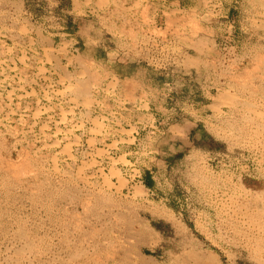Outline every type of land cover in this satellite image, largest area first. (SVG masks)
<instances>
[{"label":"rangeland","instance_id":"rangeland-1","mask_svg":"<svg viewBox=\"0 0 264 264\" xmlns=\"http://www.w3.org/2000/svg\"><path fill=\"white\" fill-rule=\"evenodd\" d=\"M263 113L264 0H0V264H264Z\"/></svg>","mask_w":264,"mask_h":264},{"label":"crops","instance_id":"crops-1","mask_svg":"<svg viewBox=\"0 0 264 264\" xmlns=\"http://www.w3.org/2000/svg\"><path fill=\"white\" fill-rule=\"evenodd\" d=\"M172 93L176 96L180 92H169L164 98L161 96V92L157 91L152 100V107L157 111L158 125L163 129L164 140L169 144L181 142L188 147L193 143L191 136L193 121L190 110L197 108L200 103L206 101H197L195 98L198 94L195 92L184 95L181 92L182 95L179 94L175 101ZM203 93V91L200 92V94ZM170 118L173 120L170 121ZM160 119L162 120L160 121Z\"/></svg>","mask_w":264,"mask_h":264},{"label":"bare ground","instance_id":"bare-ground-1","mask_svg":"<svg viewBox=\"0 0 264 264\" xmlns=\"http://www.w3.org/2000/svg\"><path fill=\"white\" fill-rule=\"evenodd\" d=\"M135 19H136V18H135ZM27 23H28V22H27ZM196 26H197V25H196ZM24 32H25V31H24ZM1 35H2V34H1ZM45 39H46V38H45ZM46 40H47V39H46ZM7 50H8V49H7ZM21 55H22V54H21ZM50 55H51V54H50ZM46 58H47V57H46ZM38 69H39V68H38ZM254 69H255V68H254ZM45 70H46V69H45ZM82 71H83V70H82ZM5 77H6V76H5ZM60 77H61V76H60ZM45 79H46V78H45ZM69 79H70V78H69ZM86 80H87V79H86ZM78 83H79V82H78ZM36 84H37V83H36ZM106 85H107V84H106ZM88 86H89V85H88ZM112 86H113V85H112ZM18 89H20V88H18ZM78 89H79V88H78ZM80 89H81V88H80ZM43 91H44V90H43ZM44 92H45V91H44ZM82 93H84V92H82ZM20 95H21V94H20ZM69 99H70V98H69ZM69 99H68V100H69ZM88 100H89V99H88ZM69 101H70V100H69ZM27 107H28V106H27ZM27 107H26V108H27ZM43 108H44V107H43ZM87 108H88V107H87ZM24 109H25V108H24ZM217 109H218V108H217ZM253 109H254V108H253ZM253 109H252V110H253ZM250 111H251V110H250ZM252 112H255V110H253ZM40 113H41V112H40ZM257 113H258L259 115H262V114H260V112H256V113H254V114H257ZM258 114H257V115H258ZM263 114H264V113H263ZM252 123H253V122H252ZM94 125H95V124H94ZM249 127H250V126H249ZM261 127H262V126H261ZM22 128H23V127H22ZM78 128H79V127H78ZM257 128H258V126H257ZM252 130H253V129H252ZM255 130H257V129H255ZM259 130H260V129H259ZM55 133H56V132H55ZM256 133H257V131L255 132V134H256ZM98 134H99V133H98ZM74 138H75V137H74ZM260 139H261V138H260ZM260 139H259V140H260ZM78 140H79V139H78ZM75 141H76V140H75ZM76 143H77V142H76ZM76 143H75V144H76ZM51 145H52V144H51ZM246 145H247V144H246ZM253 146H255V145H253ZM43 147H44V146H43ZM36 149H37V148H36ZM106 149H107V148H106ZM261 149H262V148H261ZM254 152H255V151H254ZM87 155H88V153H87ZM256 156H257V155H256ZM109 157H111V156H109ZM262 157H263V156H262ZM255 158H256V157H255ZM81 162H82V161H81ZM83 162H84V161H83ZM51 163H52V162H51ZM89 164H90V163H89ZM259 169H260V168H259ZM20 171H21V170H20ZM30 172H32V171H30ZM23 173H24V172H23ZM260 173H261V172H260ZM263 173H264V171H263ZM112 174H113V173H112ZM120 179H121V178H120ZM81 180H82V179H81ZM108 181H109V180H108ZM118 183H119V182H118ZM123 184H124V183H123ZM113 185H114V184H113ZM122 186H123V185H122ZM115 189H116V188H115ZM118 189H119V188H118ZM222 192H223V191H222ZM225 193H226V192H225ZM245 194H246V193H245ZM215 195H216V194H215ZM257 195H258V194H257ZM46 196H47V195H46ZM33 197H34V196H33ZM41 197H42V196H41ZM236 197H237V196H236ZM262 197H263V196H262ZM50 198H51V197H50ZM234 198H235V197H234ZM45 199H46V197H45ZM256 199H258V197H257ZM56 201H57V200H56ZM45 202H46V201H44L43 203H45ZM49 202H51V204H52V201H49ZM255 202H257V201H255ZM262 202H263V201H262ZM63 203H64V202H63ZM257 203H258V202H257ZM48 204L50 205V203H48ZM53 204H55V202H54ZM70 204H71V203H70ZM75 204H76V203H75ZM85 204H86V203H85ZM58 205L60 206V204H58ZM76 205H77V204H76ZM83 205H84V204H83ZM261 205H262V204H261ZM39 206H40V205H39ZM42 206H44V205L42 204ZM47 206H48V205H47ZM54 206H55V205H54ZM56 206H57V203H56ZM73 206H74V205H73ZM85 206H86V205H85ZM50 207H51V206H50ZM60 207H61V206H60ZM67 207H68V206H67ZM80 207H81V205H80ZM254 207H255V206H254ZM40 208H41V206H40ZM40 208H39V209H40ZM46 208H47V207H46ZM61 208H62V207H61ZM47 209L49 210V208H47ZM47 209L45 210V212L47 211ZM65 209L67 210V208H65ZM68 209H69V208H68ZM70 209H71V208H70ZM255 209H256V207H255ZM56 210H57V209H56ZM58 210H59V208H58ZM229 210H230V209H229ZM258 210H259V209H258ZM43 211H44V209H43ZM51 211H52V210H51ZM64 211H65V210H64ZM83 211H84V210H83ZM34 212H35V211H34ZM47 212H49V211H47ZM53 212H54V210H53ZM56 212H57V211H56ZM59 212H60V211H59ZM62 212H63V211H62ZM76 212H78V211H76ZM245 212H246V211H245ZM37 213H38V211H37ZM51 213H52V212H51ZM54 213H55V212H54ZM60 213H61V212H60ZM63 213H64V212H63ZM65 213H66V211H65ZM68 213H69V212H68ZM73 213H74V210H73ZM79 213H80V212H79ZM44 214H45V213H44ZM49 214H50V213H49ZM246 214H248V213H246ZM50 215H51V214H50ZM50 215H48V216L46 215V216L49 217ZM52 215H53V214H52ZM52 215H51V217H52ZM77 215H78V214H77ZM55 216H56V215H55ZM62 216H63V215H62ZM78 216H79V215H78ZM237 216H238V215H237ZM242 216H243V215H242ZM242 216H241V217H242ZM244 216H245V215H244ZM40 217H42V215H41ZM51 217H49V218L51 219ZM58 217H59V216H58ZM67 217H68V216H67ZM69 217L71 218L70 215H69ZM74 217H75V214H74ZM74 217H73V219H74ZM230 217H232V216H230ZM49 218H47V219H49ZM70 218H69V219H70ZM76 218H77V217H76ZM37 219H38V218H37ZM58 219H59V218H58ZM82 219H83V218H82ZM84 219H85V218H84ZM53 220H54V219H53ZM55 220H56V219H55ZM39 221H40V220H39ZM47 221H48V220H47ZM47 221H46V222H47ZM49 221H50V220H49ZM51 221H52V220H51ZM59 221H60V219H59ZM59 221H58V224H57V225H59ZM83 221H84V220H83ZM238 221H239V220H238ZM36 222H37V221H36ZM52 222H53V221H52ZM52 222H50L51 225L53 224ZM60 222H61V221H60ZM67 222H68V221H67ZM69 222H71V221L69 220ZM84 222H86V221H84ZM103 222H104V221H103ZM43 223H44V222H43ZM55 223H57V222H55ZM77 223H78V220H77ZM81 223H82V222H81ZM33 224H34V223H33ZM40 224H41V223H40ZM44 224H45V223H44ZM47 224H48V223H47ZM60 224H61V223H60ZM65 224H66V223H65ZM65 224H64V225H65ZM71 224L73 225V222H72ZM71 224H70V225H71ZM79 224H80V223H79ZM41 225L43 226V224H41ZM57 225H56V227H57ZM66 225H67V224H66ZM72 225H71V226H72ZM61 226H62V224H61ZM68 226H69V225H68ZM76 226H77V225H76ZM82 226H83V225H82ZM92 226H93V224H92ZM141 226H142V224H141ZM252 226H253V225H252ZM29 227H30V226H29ZM34 227H35V226H34ZM37 227H38V226H37ZM47 227H48V226H47ZM49 227H50V226H49ZM56 227H55V228H56ZM27 228H28V227H27ZM35 228H36V227H35ZM52 228H53V227H52ZM64 228H65V230H66V227H64ZM82 228H83V227H82ZM82 228H81V229H82ZM92 228H93V227H92ZM101 228H102V227H101ZM33 229H34V228H33ZM38 229H39V228H38ZM38 229H37V230H38ZM41 229H42V228H41ZM41 229H40V230H41ZM73 229H74V228H73ZM83 229H84V228H83ZM83 229H82V230H83ZM94 229H95V227H94ZM94 229H93V230H94ZM143 229H144V228H143ZM247 229H248V228H247ZM46 230H47V229H46ZM46 230H45V231H46ZM48 230H49V228H48ZM48 230H47V231H48ZM54 230H55V229H54ZM56 230H57V229H56ZM65 230L62 229V231H65ZM76 230H77V229H76ZM79 230H80V229H79ZM79 230H78V231H79ZM97 230H98V228H97ZM114 230H115V229H114ZM18 231H19V230H18ZM22 231H23V229H22ZM26 231H27V230H26ZM35 231H36V230H35ZM38 231H39V230H38ZM45 231H44V232H45ZM68 231H69V229H68ZM68 231H67V232H68ZM71 231H73V230H71ZM84 231H85V230H84ZM91 231H92V230H91ZM256 231H257V230H256ZM39 232H40V231H39ZM42 232H43V231H42ZM44 232H43V233H44ZM56 232H57V231H56ZM60 232H61V231H60ZM65 232H66V231H65ZM65 232H64V233H65ZM67 232H66V233H67ZM82 232H83V231H82ZM87 232H89V231H87ZM87 232H86V233H87ZM106 232H107V231H106ZM139 232H140V230H139ZM245 232H246V231H245ZM43 233H42V234H43ZM66 233H65V234H66ZM91 233H92V232H91ZM91 233L89 232L90 235H91ZM113 233H114V232H113ZM115 233H116V232H115ZM234 233H235V231H234ZM44 234H45V233H44ZM53 234H54V233H53ZM55 234H56V233H55ZM55 234H54V235H55ZM62 234H63V233H62ZM72 234H73V233H72ZM82 234H83V233H82ZM93 234H94V233H93ZM96 234H97V233H96ZM96 234H94V235H96ZM101 234H102V233H101ZM21 235H23V234H21ZM26 235H27V234H26ZM26 235H25V236H26ZM28 235H29V234H28ZM34 235H36V234H34ZM45 235H46V234H45ZM51 235H52V234H51ZM83 235H85V234H83ZM90 235H88V236H90ZM99 235H100V234H99ZM102 235H103V234H102ZM105 235H106V234H105ZM140 235H141V234H140ZM36 236H37V235H36ZM43 236H44V235H43ZM47 236H48V235H47ZM55 236H56V235H55ZM55 236H54V237H55ZM117 236H118V235H117ZM124 236H125V235H124ZM255 236H256V235H255ZM27 237H28V236H27ZM40 237H41V236H40ZM67 237H68V236H67ZM70 237H71V236H70ZM92 237H93V236H92ZM99 237H100V236H99ZM103 237H104V235H103ZM263 237H264V236H263ZM35 238H36V237H35ZM49 238H50V237H49ZM62 238H64V236H62ZM72 238H73V236H72ZM106 238H107V237H106ZM106 238H105V239H106ZM108 238H109V236H108ZM114 238H117V237H114ZM122 238H123V237H122ZM210 238H211V237H210ZM21 239H22V238H21ZM33 239H34V238H33ZM67 239H68V238H67ZM73 239H74V238H73ZM93 239H94V238H92V240H93ZM100 239H103V238H100ZM105 239H104V240H105ZM117 239H118V238H117ZM124 239H125V238H124ZM262 239H263V238H262ZM34 240H35V239H34ZM44 240H45V239H44ZM60 240H61L60 242L63 243V242H62V239H60ZM65 240H66V239H65ZM79 240H80V239H79ZM109 240H113V239L110 238ZM196 240H198V239H196ZM18 241H19V240H18ZM23 241H24V240H23ZM26 241H27V240L25 239V242H23V243L25 244ZM48 241H49V240H48ZM113 241H114V240H113ZM192 241H193V240H192ZM236 241H237V240H236ZM236 241H235V242H236ZM243 241H244V240H243ZM19 242H20V241H19ZM36 242H37V241H36ZM36 242H35V244H36ZM39 242H40V241H39ZM82 242H83V241H82ZM93 242H94V241H93ZM95 242H96V241H95ZM110 242H111V241H109V243H110ZM198 242H199V241H198ZM75 243H76V242H75ZM78 243H80V242H78ZM85 243H86V242H85ZM111 243H112V242H111ZM113 243H114V242H113ZM120 243H121V242H120ZM123 243H125V242H123ZM186 243H187V242H186ZM26 244H27V243H26ZM33 244H34V243H33ZM47 244H48V243H47ZM81 244H82V243H81ZM91 244H92V243H91ZM237 244H238V243H237ZM28 245H29V244H28ZM28 245H27V246H28ZM48 245H49V244H48ZM55 245H56V244H55ZM63 245H64V244H63ZM67 245H68V244H67ZM72 245H73V244H72ZM76 245H77V244H76ZM79 245H80V244H79ZM89 245H90V244H89ZM106 245H107V244H106ZM120 245H121V244H120ZM136 245H137V244H136ZM138 245H140V244H138ZM178 245H179V244H178ZM58 246H59V245H58ZM100 246H101V244H100ZM109 246H110V245H109ZM122 246H123V244H122ZM122 246H120V247L122 248ZM201 246H202L201 244H191V245L184 246V249H186V250H187V249H197V250H198V249H202ZM207 246H208V245H207ZM53 247H54V246H53ZM69 247H70V246H69ZM78 247H79V246H78ZM78 247H77V248H78ZM120 247H119V248H120ZM132 247H133V246H131V249H132ZM182 247H183V245H182ZM36 248H37V247H36ZM59 248H60V247H59ZM72 248H74V247H72ZM77 248H75V249H77ZM82 248H83V247H82ZM100 248H101V247H100ZM102 248H104V247L102 246ZM121 248H120V249H121ZM31 249H32V248H31ZM61 249H63V248L61 247ZM108 249H109V248H108ZM133 249H135V247H134ZM137 249H138V248H137ZM181 250H182V248H181ZM197 250H191V251L187 252V253H189V256H188V257H189V263H188V264H204V260H203V256H202V254H203V250H204V249H203L202 252H201L202 254H201L199 251H197ZM200 251H201V250H200ZM205 251H206V249H205ZM210 251H212V250L210 249ZM207 252H208V251H207ZM185 254H186V253H185ZM204 254H205V252H204ZM208 254H210V253H208ZM208 254H207V256H208ZM215 254L217 255L216 257H219V255H218L217 253H215ZM205 256H206V255H205ZM208 257H209V256H208ZM210 257H211V256H210ZM210 257H209V258H210ZM110 258H111V257H110ZM184 258H186V257H184ZM205 258H206V257H205ZM209 258H207V259H208L207 262L210 261ZM140 259H141V258H140ZM210 259H211V258H210ZM145 260H146V259H145ZM215 260H216V259H215ZM217 260H218V259H217ZM124 261H125V260H124ZM111 262H112V261H111ZM125 262H126V261H125ZM211 262H212V261H211ZM216 262H217V261H216ZM139 263H140V262H139ZM142 263H143V262H142ZM209 263H210V262H209ZM121 264H123V263H121ZM124 264H126V263H124ZM133 264H134V263H133ZM143 264H144V263H143ZM145 264H146V263H145ZM150 264H151V262H150ZM212 264H213V263H212ZM219 264H221V263H219ZM222 264H223V263H222ZM262 264H263V263H262Z\"/></svg>","mask_w":264,"mask_h":264}]
</instances>
